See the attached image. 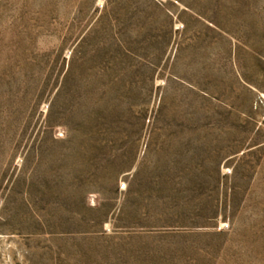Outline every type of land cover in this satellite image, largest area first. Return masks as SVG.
Wrapping results in <instances>:
<instances>
[{
    "label": "rangeland",
    "instance_id": "1",
    "mask_svg": "<svg viewBox=\"0 0 264 264\" xmlns=\"http://www.w3.org/2000/svg\"><path fill=\"white\" fill-rule=\"evenodd\" d=\"M0 264H264V0H0Z\"/></svg>",
    "mask_w": 264,
    "mask_h": 264
}]
</instances>
